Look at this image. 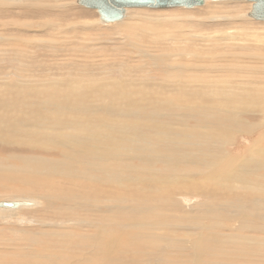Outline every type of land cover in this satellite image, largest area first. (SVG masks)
I'll list each match as a JSON object with an SVG mask.
<instances>
[{
    "label": "bare ground",
    "instance_id": "6f19581e",
    "mask_svg": "<svg viewBox=\"0 0 264 264\" xmlns=\"http://www.w3.org/2000/svg\"><path fill=\"white\" fill-rule=\"evenodd\" d=\"M45 22L53 26L50 20ZM9 24L0 23V53L7 55L11 50L17 55L24 53V47L9 45L11 40L25 43L24 38L17 34L6 35L4 31L13 29L8 26L25 28L27 23ZM136 27L128 22L119 29L136 30ZM234 32L235 29L226 31L224 38L232 42ZM195 37L182 36L179 43L170 44V53L161 55H152L143 46L129 43L134 46L133 57L136 53V56L147 57L148 61L160 60L157 67L164 68L172 82L168 83L170 91L166 99L158 96L151 98V102L149 97L138 98L131 87L133 83L118 90L115 80L92 76L93 72L86 71L85 78L80 76L70 84L69 90L60 93L47 91L44 79L37 76L36 81L40 83L32 89L37 95L36 104L32 106L21 101L22 98L16 105L5 100L1 103L0 130L19 121L8 117V107L13 109L10 108L14 115L15 106L23 115L28 109L34 120V129L29 128V133L57 145V153L65 159L56 161L51 157L25 155L27 157L21 160L27 164L26 170L0 167V188L21 181V184L42 188V196L55 200L51 201L53 203L59 202L56 208L49 209L52 219L39 223L44 229L30 232L32 235L26 228H0L4 234L11 231L22 239L30 237L24 247L11 244L9 240L13 239L0 234V246H6L0 253V264H22L18 256H12L15 254L27 257L23 264H50L55 260H60L59 264H264V133L256 134L255 141L248 143L259 125L252 126L244 119V114L228 109L233 103L230 98L222 99L204 92L206 80L218 79L216 75L203 76V69H210L213 75L212 71H221L224 67L210 66L217 58L216 53L210 55L209 50L201 54L196 50V43L192 45ZM209 39L212 38L205 39L207 44L212 42ZM228 45L234 46L233 43ZM207 62L210 64L205 68L203 63ZM101 64L97 67L99 74L107 73L105 62ZM18 65L20 73L16 83L21 85L18 94L23 96L27 91L23 89L25 70L22 64ZM127 79L136 80L131 76ZM52 84L59 82L55 80ZM193 119L196 121L191 123ZM142 128L175 135L178 144L179 140L184 143V150L181 147L175 155L167 151L158 153V145L126 133L127 129ZM236 134L248 136L247 144H241L243 150L239 153L229 149ZM84 137L87 142L84 146H87L83 150H65L66 142L71 144V149L72 144L80 148ZM176 164H185L189 169L182 172V168H176L179 171L174 170L178 173L171 180L165 169ZM157 165L160 168H155ZM192 166L202 171H192ZM190 190L196 204L186 208L182 200L187 197L184 193ZM223 195H226L225 200L220 201ZM200 197L206 198L200 201ZM14 198L19 206H0V219L42 205L36 197ZM232 201L235 203H230ZM47 202L49 206L50 200ZM4 252L6 255L1 256ZM34 256L42 259H32Z\"/></svg>",
    "mask_w": 264,
    "mask_h": 264
},
{
    "label": "rangeland",
    "instance_id": "374dc122",
    "mask_svg": "<svg viewBox=\"0 0 264 264\" xmlns=\"http://www.w3.org/2000/svg\"><path fill=\"white\" fill-rule=\"evenodd\" d=\"M0 7L7 9L1 10L0 8V23L5 24L10 22L9 25H12L13 22L17 24L26 22L28 25L22 29H15L13 26H8L13 29H5L4 31L6 35H21L26 42L11 40V44L9 45H20L24 47V53H18L19 56L17 55V52L13 53L12 50L10 52L8 51L7 55L0 53V105L5 101L7 103L10 102L12 105H16L22 98L21 101L27 103L28 106H32V104L35 103L34 100L37 98V95L34 94L35 92H32V89H36L35 87L40 83L36 81L38 80L37 78H39L37 76H41V80L44 79L42 82L45 83L44 88H47V91L50 93H60L69 90L70 84L78 80L80 76L82 78L84 76L85 78L86 71L88 73L90 71L91 73L93 72L91 74L92 76H107L115 80V86L118 87V90H120L119 87H122L123 85L127 88V83H133L131 87H134V94L138 98L149 97L148 99L151 102V98L153 97L160 96L166 99V95L169 94L170 91L168 83L172 84V82L169 81L170 79L168 78L165 69L157 67V63L160 62V60L148 61L147 57H144V59L140 55L136 56V53L133 57L132 50L134 49V46L129 43L131 42L132 44L143 46L144 49L152 53V55H161L170 53L172 51L169 47L170 44L176 45L179 43L178 40L182 39V36L189 37L194 35L196 36L194 38L196 40L192 45H195L196 43V50L203 55L207 54L209 50L212 53L210 55L216 53L217 58L214 62H211V64L209 62L203 63L205 68L207 65L209 66V64L215 68L217 66H221V68L224 67L221 70L222 72L217 69L214 72L212 71L213 75L211 74L210 69H203L201 72L203 76L208 77L216 75L214 77L215 79H218L214 82L208 81L209 79L206 80L204 82L205 84H203L204 92L221 98H230L229 100L233 103L231 104L232 106H227L228 109H231L234 113L244 114V119L252 126L259 125V130L255 132L253 139H250L248 143L254 142L255 137L264 133V20L252 17L251 14L254 10L253 1L208 0L205 5L195 8L130 7L127 10L126 17L122 21L114 23L102 22L98 10L82 6L78 4L76 0H0ZM47 20H50L53 23L54 28L51 25H46L45 21ZM128 22L135 26L137 25L136 30L120 31L119 27H122V24ZM231 29H235L232 42L224 38L225 32ZM208 37L212 38L209 39L212 40L209 44H207L208 40H205L208 39ZM230 43H233L234 46L230 47L228 45ZM32 45H35V48H33L34 46ZM215 45L218 47L213 48L212 46ZM102 62H105L108 72L99 74L100 72L97 70V67L103 65L101 64ZM18 64H22L25 70L23 73L25 77L23 89L25 91L27 89V91L25 92V95L23 94L24 97L21 93L18 94V90L21 89V85L18 84V86L16 83V79H18L17 74L20 73L18 70ZM136 65L137 68L135 67ZM106 67L104 71L107 69ZM119 67H121L120 70L118 69ZM7 72L9 73V76L5 75ZM129 76L133 79L135 78V82L128 80L127 78ZM221 79L222 81H220ZM55 80L59 82V84H52ZM10 82H12V85ZM34 84L35 86H33ZM219 84L222 85L220 86ZM225 86H228L229 88ZM226 89L231 91H226ZM235 90H239V92ZM44 93L46 92L43 91V95ZM222 103H224V100ZM221 107L224 108L225 106L222 104ZM10 108L11 107H8L10 112L8 117L18 119L19 121H17V123H12V125H10V127L12 126L11 128L8 127V129L0 130V136L2 137H0V167H12L14 169L26 170L27 164L21 160V157L27 156L45 157V159L51 157L50 159L56 161H60L63 158L65 159L60 153H57V145L51 143L48 144L39 137L32 136L29 133L31 129H34V120L28 109H26V114L23 115V113L20 114V112L16 110L18 109V106H15L14 109L16 115H14L12 111L13 109L11 108V110ZM47 117L52 118L54 116ZM195 121L196 120L193 119L191 120V123H194ZM164 132L158 129L156 131H147L143 128L133 131L127 129L126 131L127 135L134 136L135 138L136 135H138L137 138H139V140L145 142L150 141L152 144L158 145V153H162L163 151V154L167 153L169 155H175L181 147V150H184V143L182 141L180 142L179 140L178 144V138H175V135L170 136L166 131ZM168 135L171 138L168 137ZM241 136L242 135L238 136L236 134L232 137L231 141L233 142L232 145H229V149L234 153H239L243 150L241 144H247L245 138L248 136ZM166 139H169V143L168 140L166 142ZM174 143L175 146L173 145ZM65 144V150H67V152L74 151L75 149H78L77 151L83 150L87 146H84V144H87L86 137L82 140L80 148L72 144L71 149L70 143L67 144L66 142ZM51 145L53 147H51ZM162 147L163 150H161ZM227 147L228 146L226 145V148ZM184 166L185 164H176V166L172 167L173 169L171 167H169V169L167 167V169H164L168 174L170 173L169 177L172 180L175 174L178 173L176 172L178 169L182 168V172H188L187 170L189 167ZM192 167L194 168H192V171H202V168L199 169L196 166ZM155 168H160V166L157 165ZM55 178L60 179V177ZM21 183V181H17L14 182V185L11 183V186L9 187L0 188V200H14L16 199L14 197L31 196L39 198L42 205L37 208H26L18 211L17 214L15 213L18 217L14 214L15 216L0 219V228H26L29 230V233L43 230L44 227L40 226L39 223L44 220L48 221L49 219H52L50 218L52 212H50L51 210L49 209L56 208L59 202L53 203L51 201L55 200L50 197L46 198L47 196H42L41 194L44 192L42 188H34L28 184L25 185ZM132 192H135V190ZM184 194H186L187 197L182 200V203H184L186 208H190L193 204H196V198L191 190ZM224 196L226 197V195H223V197L221 196L220 201L225 200ZM204 198L206 197H200L198 200L202 201ZM47 199L50 200L52 205L49 204L48 206ZM231 199L233 200V198ZM205 201L207 200L205 199ZM230 203L235 202L232 201ZM211 207H218V205ZM19 218H21V221L18 220ZM5 219L7 220L4 221ZM0 234H4L2 230H0ZM4 235H6L8 239H13L9 240L11 244H23L24 247L25 244L27 246V242L30 239V237L22 239L18 234L16 235L11 231L8 233L5 232ZM4 247L6 246H0V253L4 251L2 250ZM34 247L36 248L37 245H34ZM4 255H6V252L2 253L1 256ZM12 256H18V259L23 261L27 260L25 255L15 254ZM32 259L41 260L42 257L34 256ZM23 261H21L22 264L24 263ZM59 262L61 263L60 260H55L50 264H59ZM6 263L9 264V262Z\"/></svg>",
    "mask_w": 264,
    "mask_h": 264
},
{
    "label": "water",
    "instance_id": "95a60500",
    "mask_svg": "<svg viewBox=\"0 0 264 264\" xmlns=\"http://www.w3.org/2000/svg\"><path fill=\"white\" fill-rule=\"evenodd\" d=\"M228 1V0H218ZM254 3L252 17L264 20V0H249ZM77 3L88 8H96L100 14V19L104 23H113L125 18L129 7L148 8H195L203 6L207 0H77ZM0 206L5 208L18 207L19 201H1Z\"/></svg>",
    "mask_w": 264,
    "mask_h": 264
}]
</instances>
